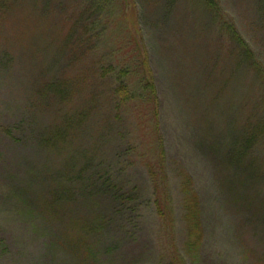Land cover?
I'll use <instances>...</instances> for the list:
<instances>
[{"label":"rangeland","instance_id":"rangeland-1","mask_svg":"<svg viewBox=\"0 0 264 264\" xmlns=\"http://www.w3.org/2000/svg\"><path fill=\"white\" fill-rule=\"evenodd\" d=\"M214 1L0 0V264H264V0Z\"/></svg>","mask_w":264,"mask_h":264},{"label":"trees","instance_id":"trees-1","mask_svg":"<svg viewBox=\"0 0 264 264\" xmlns=\"http://www.w3.org/2000/svg\"><path fill=\"white\" fill-rule=\"evenodd\" d=\"M206 2L208 4V7H211L212 10L215 11L216 14L219 13L218 5L216 4V2L214 0H206ZM233 30L236 32L235 27L233 28ZM236 35H237V33H236ZM237 38H238L239 43L244 45V47L246 49H248L245 46V43H243L244 42L243 39L239 35H237ZM136 48H137V51L139 53V58H140V63H139L140 64V70H141V72L143 74V78H144L143 92L146 95V98H148L147 102L149 104L150 115H151L152 119L156 122L157 115H158V101L159 100H158V95L156 93V88H155L154 83H153V77H152V72H151V69L149 66L147 53L144 50L143 45H139L137 42H136ZM140 48H141V50H140ZM251 53H252V51H251ZM115 95L118 98V100L121 102L122 105L126 104L128 101L131 100L129 92L123 83L119 84L116 87ZM156 134H157V132H156ZM156 148L158 150L157 168L154 169V167H152V166H151V168L149 167L148 173H149V176L153 182L154 181L161 182V177L165 178V174H164V170H163L164 147H163V143H162V140L159 137V135H157ZM159 177H160V179H159ZM187 185L185 184V188L188 187ZM157 197H158V193H157ZM155 202L157 203V198H156ZM161 204H163V200H161ZM185 206H186V209H187L190 217L197 220V218H198V200H197V198L195 196H192L189 199L187 198L185 201ZM161 207L165 208L164 204L161 205ZM162 208H160L161 215L163 214ZM175 264H177V263H175Z\"/></svg>","mask_w":264,"mask_h":264}]
</instances>
